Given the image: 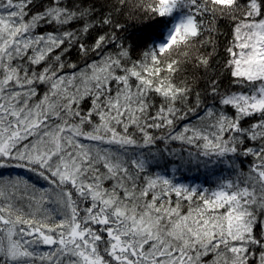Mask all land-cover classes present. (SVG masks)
Instances as JSON below:
<instances>
[{
	"label": "snow or ice",
	"instance_id": "1",
	"mask_svg": "<svg viewBox=\"0 0 264 264\" xmlns=\"http://www.w3.org/2000/svg\"><path fill=\"white\" fill-rule=\"evenodd\" d=\"M8 169L0 264H264V0H0Z\"/></svg>",
	"mask_w": 264,
	"mask_h": 264
},
{
	"label": "trees",
	"instance_id": "2",
	"mask_svg": "<svg viewBox=\"0 0 264 264\" xmlns=\"http://www.w3.org/2000/svg\"><path fill=\"white\" fill-rule=\"evenodd\" d=\"M104 3H115V0H98V6L100 4H104ZM117 19H119L121 22H123L124 17L122 15L117 16ZM220 28L221 31L227 33L228 32V25L225 21H220ZM224 40V37H221V41ZM77 59L76 54L73 53L72 54V60L75 61ZM223 63V49L221 48L220 50V55L216 56L215 60L213 61V65L216 66L217 64H222ZM187 74L189 76V78H191L192 75H196L197 77L202 76V70L197 71L195 70L192 65L190 64L187 68ZM225 83H227V80L224 81ZM200 87H203V82H201ZM21 171H23V169H19ZM10 176L13 177V173H10ZM213 180V177H205L204 174H193V173H189L187 175V178L184 180V182L186 183H200V184H210ZM33 183H37V181H34ZM39 186V184H38Z\"/></svg>",
	"mask_w": 264,
	"mask_h": 264
},
{
	"label": "rangeland",
	"instance_id": "3",
	"mask_svg": "<svg viewBox=\"0 0 264 264\" xmlns=\"http://www.w3.org/2000/svg\"><path fill=\"white\" fill-rule=\"evenodd\" d=\"M0 173H2V175L6 177L10 176V173H13V177H16V176L29 177L31 178V182L37 181L35 176H33L31 173H28L24 169L23 171L19 169L0 170ZM37 184H39V186H44V187L47 186L43 181H37Z\"/></svg>",
	"mask_w": 264,
	"mask_h": 264
}]
</instances>
